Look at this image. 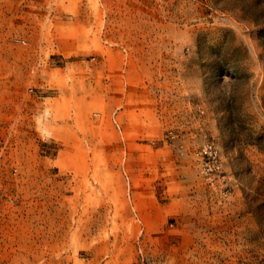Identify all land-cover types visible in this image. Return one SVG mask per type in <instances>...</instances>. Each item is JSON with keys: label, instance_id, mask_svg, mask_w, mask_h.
Segmentation results:
<instances>
[{"label": "rangeland", "instance_id": "1", "mask_svg": "<svg viewBox=\"0 0 264 264\" xmlns=\"http://www.w3.org/2000/svg\"><path fill=\"white\" fill-rule=\"evenodd\" d=\"M0 264H264V0H0Z\"/></svg>", "mask_w": 264, "mask_h": 264}, {"label": "built area", "instance_id": "2", "mask_svg": "<svg viewBox=\"0 0 264 264\" xmlns=\"http://www.w3.org/2000/svg\"><path fill=\"white\" fill-rule=\"evenodd\" d=\"M115 122H116L117 126L120 128V126L117 123V121H115ZM201 154L203 156L206 155V157H207L206 166L208 168L206 170H210V169L219 167V154H218L217 148L215 147V145L213 143L206 144L202 148Z\"/></svg>", "mask_w": 264, "mask_h": 264}]
</instances>
